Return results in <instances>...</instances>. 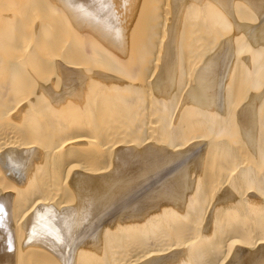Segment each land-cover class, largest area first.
Returning <instances> with one entry per match:
<instances>
[{"label": "bare ground", "instance_id": "bare-ground-1", "mask_svg": "<svg viewBox=\"0 0 264 264\" xmlns=\"http://www.w3.org/2000/svg\"><path fill=\"white\" fill-rule=\"evenodd\" d=\"M0 264H264V0H0Z\"/></svg>", "mask_w": 264, "mask_h": 264}, {"label": "rangeland", "instance_id": "rangeland-1", "mask_svg": "<svg viewBox=\"0 0 264 264\" xmlns=\"http://www.w3.org/2000/svg\"><path fill=\"white\" fill-rule=\"evenodd\" d=\"M110 213H111V214H110ZM110 213H109V214H110L109 216H111V215H112V212H110ZM106 216H107V215H106ZM106 216H105V217H106ZM109 216H107V219H108V220H110L109 218H111V219H112V217H113V216H112V217H109ZM105 217H104V219H105ZM107 219H105V220H106V221H104L105 223H107ZM105 223H104V224H105Z\"/></svg>", "mask_w": 264, "mask_h": 264}]
</instances>
